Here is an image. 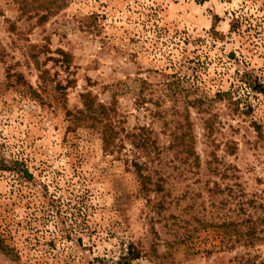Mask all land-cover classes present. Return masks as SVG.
<instances>
[{
	"label": "rangeland",
	"instance_id": "rangeland-1",
	"mask_svg": "<svg viewBox=\"0 0 264 264\" xmlns=\"http://www.w3.org/2000/svg\"><path fill=\"white\" fill-rule=\"evenodd\" d=\"M0 238V264H264V0H0Z\"/></svg>",
	"mask_w": 264,
	"mask_h": 264
},
{
	"label": "trees",
	"instance_id": "trees-1",
	"mask_svg": "<svg viewBox=\"0 0 264 264\" xmlns=\"http://www.w3.org/2000/svg\"><path fill=\"white\" fill-rule=\"evenodd\" d=\"M50 2H42L39 6V8L37 9H45L48 14L50 13H53L55 10V8L52 6L50 7L49 5ZM23 9H25L27 7V4L23 5ZM48 15L45 14V15H42L41 16V19H44L46 18ZM83 98H84V105H85V109H86V113H88V116L90 119H99L100 122L102 123V121L105 119V118H109V112L111 110L110 107L104 105V104H101V103H98L96 104L95 101H94V98H92V96L90 94H85L83 95ZM97 114V116H96ZM92 116V117H90ZM103 118V119H101ZM105 128L106 130L104 131V145L105 147H109L111 142H112V133H109L108 131V125L110 126L111 124H109L108 122V125L105 123ZM0 252H2L3 254H5L6 256H11L13 258H17L16 255H14V251H13V248H11L9 245L5 244L4 240L2 238H0ZM128 255H129V259L131 260H134V259H137L139 258V254L134 251L133 249V246L130 245V249L128 250ZM128 259V258H127Z\"/></svg>",
	"mask_w": 264,
	"mask_h": 264
}]
</instances>
